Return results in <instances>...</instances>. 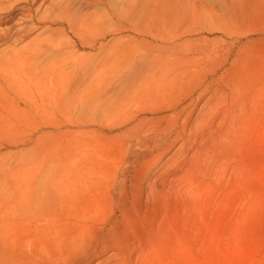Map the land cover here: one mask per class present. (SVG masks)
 <instances>
[{
    "label": "rangeland",
    "instance_id": "rangeland-1",
    "mask_svg": "<svg viewBox=\"0 0 264 264\" xmlns=\"http://www.w3.org/2000/svg\"><path fill=\"white\" fill-rule=\"evenodd\" d=\"M172 7L205 39L152 127L110 130L54 92L4 109L0 248L18 264H264V0Z\"/></svg>",
    "mask_w": 264,
    "mask_h": 264
},
{
    "label": "bare ground",
    "instance_id": "bare-ground-1",
    "mask_svg": "<svg viewBox=\"0 0 264 264\" xmlns=\"http://www.w3.org/2000/svg\"><path fill=\"white\" fill-rule=\"evenodd\" d=\"M174 4L0 0V128L16 125L4 109L13 114L45 111L53 92L83 107L92 103L110 130L123 128L122 134L134 135L147 124L152 127L164 111L176 108L177 103L165 105L164 99L182 91L193 74V51L205 39L193 36V11L185 7L171 15ZM185 21L186 34L179 32ZM112 71L111 83L104 86ZM67 76L77 85L90 81L85 87H67ZM2 247L0 263L18 264Z\"/></svg>",
    "mask_w": 264,
    "mask_h": 264
}]
</instances>
